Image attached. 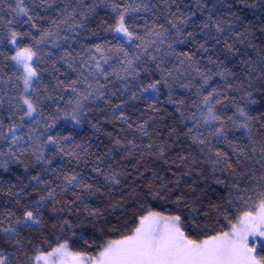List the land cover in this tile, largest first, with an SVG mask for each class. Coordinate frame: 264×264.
Masks as SVG:
<instances>
[{
  "label": "snow or ice",
  "instance_id": "1",
  "mask_svg": "<svg viewBox=\"0 0 264 264\" xmlns=\"http://www.w3.org/2000/svg\"><path fill=\"white\" fill-rule=\"evenodd\" d=\"M195 3L7 0L0 172L22 168L27 182H7L0 264H264V112L251 107L264 98V15ZM98 8L112 22L90 28ZM61 120L107 143L93 151L56 131Z\"/></svg>",
  "mask_w": 264,
  "mask_h": 264
},
{
  "label": "trees",
  "instance_id": "2",
  "mask_svg": "<svg viewBox=\"0 0 264 264\" xmlns=\"http://www.w3.org/2000/svg\"><path fill=\"white\" fill-rule=\"evenodd\" d=\"M90 0H85V3H89ZM184 3L187 5L191 6L192 11H197L196 8V3L195 0H184ZM209 6H210V2H209ZM62 7V5H61ZM4 11L2 13H0V15H3L4 20L7 21L8 19H12L11 14L7 11V0L5 2V4L3 5ZM234 11H237L239 14H246L250 20H252L253 22H256L261 15H264V9H247L244 7L243 3L241 2V0H235V7L233 9ZM107 10L103 9V8H98L97 12L99 13V15L97 17H94L92 22H90L89 27L90 28H96L97 23L99 22L100 18H104L105 20H109V22H112L110 20V18L108 16L105 15ZM45 15H50L52 18H58L56 16V12L49 10L48 13H42ZM197 15L199 16V12H197ZM42 25L44 27L48 26V21H42ZM18 30H24L27 29V25H24L23 28H20L19 26ZM5 34H6V30H5ZM33 34L34 35H38V33L35 32V30H33ZM84 36H87V33H85L82 37H80V42L81 43H85V44H90L92 42H99L97 40L96 37H90L88 39H85ZM24 43H28L27 40L24 41ZM257 43H259V40H257ZM180 48H185V50H193V46L191 44L185 46V45H180ZM11 46H7L5 47L3 44H0V50H3L7 55H11L14 54L12 51H10ZM47 50V49H46ZM76 50L79 51V46H76ZM51 51L53 52L54 56H58L60 54V50L59 49H55V48H51ZM202 62H204L202 60ZM58 67H61V71H65L66 69L64 68V66L62 65H57ZM50 67V64H49ZM0 68H2L3 73L8 76L11 75L12 72L14 71V67L12 65V61L10 60H4L2 63H0ZM151 75V74H150ZM158 73L154 74L152 76V78H158ZM45 78H48V74L45 73ZM63 78V77H61ZM218 79V78H217ZM145 82H147V79L145 80ZM183 92L182 89H177L176 93L177 95H180ZM161 102H160V106L161 108L166 109V111L169 114L175 115L174 113V109L173 106L170 104H166L165 101L167 99V89H162L161 90ZM187 95V94H185ZM256 104L252 105L251 107L260 110L261 112H264V98H261L259 96L256 97ZM7 108V104H5V109ZM0 116H6V111L0 110ZM91 119V117H90ZM5 122L7 123V120H5ZM166 122H171V121H166ZM102 127H104L105 129H107L108 131H111V125H102ZM163 128V126H161ZM56 131L61 132L62 134H71L73 135V137L78 140L79 142H85L87 141L88 143H91L93 145V151H95V145L97 143H99L101 140L104 141V143H107V139L104 136L103 132H97L95 129H93L91 127L90 124L88 123H84L80 126H76L75 124L68 122V121H59L57 124V128ZM151 131V129H150ZM166 132L167 129H163L162 134L166 136ZM77 133H79V135H77ZM99 138V139H98ZM121 164H125L128 167H131L130 164L127 163V161H121ZM21 173H23V169L20 168L16 173L9 175L8 173H2L0 172V180L5 181L4 186H3V190L0 191V212L3 211H7L9 208H11L12 205V201H13V197L7 195V188H8V181H11L12 183H18L19 181H23V182H27V178L25 175H22ZM17 177H19V181L17 179ZM17 189H13V191H16ZM97 203H99V201H97ZM159 210V209H158ZM47 243L52 244V246H55V237H53L51 240L47 241ZM73 250H79V249H73Z\"/></svg>",
  "mask_w": 264,
  "mask_h": 264
}]
</instances>
